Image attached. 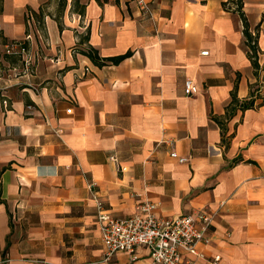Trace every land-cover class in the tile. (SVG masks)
I'll return each instance as SVG.
<instances>
[{"label": "crops", "instance_id": "1", "mask_svg": "<svg viewBox=\"0 0 264 264\" xmlns=\"http://www.w3.org/2000/svg\"><path fill=\"white\" fill-rule=\"evenodd\" d=\"M145 1H1L0 264H150L144 247L103 261L93 195L112 216L214 213L194 264H264V0L242 6L257 73L227 0Z\"/></svg>", "mask_w": 264, "mask_h": 264}, {"label": "built area", "instance_id": "2", "mask_svg": "<svg viewBox=\"0 0 264 264\" xmlns=\"http://www.w3.org/2000/svg\"><path fill=\"white\" fill-rule=\"evenodd\" d=\"M143 14L151 16V8L147 1L137 0ZM30 28L34 25L31 14L27 15ZM253 37L255 32L251 33ZM255 40L252 41L254 44ZM8 54L27 55V49L22 42H11L5 46ZM206 53V51L202 52ZM184 93L193 95L198 91L194 80L184 79ZM30 107V106H29ZM69 111V109H68ZM170 155L178 162H187L186 156L171 151ZM116 161L115 157H111ZM97 218L101 230L103 244V261H109L112 256L123 251L129 254L130 260L139 258L136 250L144 247L148 250L150 264H194V259L204 254L198 249L200 243L209 241L210 230L214 213L199 211L183 213L174 217H161L155 213V203L143 200L138 203L134 213L128 216H112L103 208L102 202L96 198ZM219 259L215 256L213 263ZM6 258L3 262H6Z\"/></svg>", "mask_w": 264, "mask_h": 264}, {"label": "trees", "instance_id": "3", "mask_svg": "<svg viewBox=\"0 0 264 264\" xmlns=\"http://www.w3.org/2000/svg\"><path fill=\"white\" fill-rule=\"evenodd\" d=\"M1 1L0 0V12L2 10V5H1ZM229 4H233L234 5V9L238 12L239 16L241 17V20L243 22V33L245 36V45L248 47V56L251 60V63L255 69V73L258 72L259 69V64H258V48H257V42H256V36L253 37L251 32L249 31V25L247 22V19L244 15V12L242 11V6H243V0H227L223 3V6L225 8H229ZM36 20L39 21V23H41L42 21V17L41 16H37L34 15ZM254 44H252V41H254ZM92 60L93 62L97 63V64H103L107 61L112 62V63H118L119 61H121L123 58H125L126 56H128L130 54V52H126L124 54L121 55H117V56H113V57H108V58H101L97 51L93 48H89L88 51L85 52ZM257 97H261L259 96L258 93H256V89L251 90L250 93V98L248 100H243V101H239L238 98L236 97L235 94H232V100L231 103L227 106L226 109V114L227 116L231 115L232 110H235V108L239 107L240 109L244 110L246 108L252 107L254 105L255 102V98ZM263 99V97H262ZM216 121L219 123L220 127L223 128V123L218 120L217 118H215Z\"/></svg>", "mask_w": 264, "mask_h": 264}]
</instances>
